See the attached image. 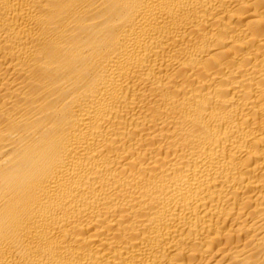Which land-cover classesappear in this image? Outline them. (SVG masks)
Instances as JSON below:
<instances>
[{"label": "bare ground", "instance_id": "bare-ground-1", "mask_svg": "<svg viewBox=\"0 0 264 264\" xmlns=\"http://www.w3.org/2000/svg\"><path fill=\"white\" fill-rule=\"evenodd\" d=\"M0 264H264V0H0Z\"/></svg>", "mask_w": 264, "mask_h": 264}]
</instances>
